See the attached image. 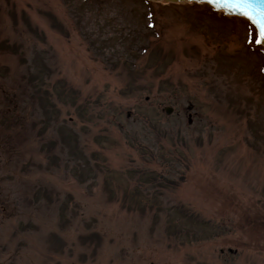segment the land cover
I'll list each match as a JSON object with an SVG mask.
<instances>
[{"label":"rangeland","instance_id":"obj_1","mask_svg":"<svg viewBox=\"0 0 264 264\" xmlns=\"http://www.w3.org/2000/svg\"><path fill=\"white\" fill-rule=\"evenodd\" d=\"M244 29L206 4L0 0V264H264Z\"/></svg>","mask_w":264,"mask_h":264},{"label":"snow or ice","instance_id":"obj_2","mask_svg":"<svg viewBox=\"0 0 264 264\" xmlns=\"http://www.w3.org/2000/svg\"><path fill=\"white\" fill-rule=\"evenodd\" d=\"M210 3L217 9L248 17L259 26L261 37L264 38V3L261 0H210Z\"/></svg>","mask_w":264,"mask_h":264},{"label":"water","instance_id":"obj_3","mask_svg":"<svg viewBox=\"0 0 264 264\" xmlns=\"http://www.w3.org/2000/svg\"><path fill=\"white\" fill-rule=\"evenodd\" d=\"M150 1H161L163 3H168V2H172V3H178V2H192V1H196V2H206L210 5H212L210 3V0H150ZM262 3H264V0H261ZM213 6V5H212ZM216 10H223L225 14H229V15H233V14H236V15H241L239 13H232L230 11H227L225 9H217L215 6H213ZM243 16V15H241ZM245 17V16H244ZM248 18V17H246ZM249 19V18H248ZM257 28V31H258V36H259V42L263 45L264 47V38L261 37V34H260V28L257 24H255L251 19H249ZM167 114L171 113L172 112V108L169 107V106H166L164 107L163 109Z\"/></svg>","mask_w":264,"mask_h":264},{"label":"trees","instance_id":"obj_4","mask_svg":"<svg viewBox=\"0 0 264 264\" xmlns=\"http://www.w3.org/2000/svg\"><path fill=\"white\" fill-rule=\"evenodd\" d=\"M31 79H33V78H31ZM26 90V89H25ZM26 93V92H25ZM19 122H17V124H18ZM3 129H4V127H3ZM9 129V127L7 128V131H9L8 130ZM2 130V128H0V131ZM7 133V132H6ZM9 133H10V137L8 138V142L7 141H5V143L6 144H9V142H10V144H12V143H16V140H17V132L16 131H14V130H10L9 131ZM0 141H2V140H0Z\"/></svg>","mask_w":264,"mask_h":264},{"label":"flooded vegetation","instance_id":"obj_5","mask_svg":"<svg viewBox=\"0 0 264 264\" xmlns=\"http://www.w3.org/2000/svg\"><path fill=\"white\" fill-rule=\"evenodd\" d=\"M242 22H243V26H244V28H245L244 30H245L247 33H249V29L246 27V25H247V24H246V21H243V20H242ZM0 240H1V239H0Z\"/></svg>","mask_w":264,"mask_h":264}]
</instances>
